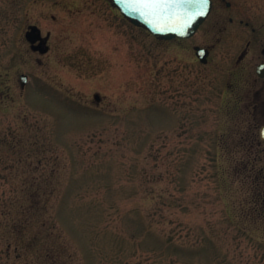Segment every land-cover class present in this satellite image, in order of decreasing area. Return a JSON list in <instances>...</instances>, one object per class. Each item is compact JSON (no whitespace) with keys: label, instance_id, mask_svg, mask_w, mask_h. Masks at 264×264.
Instances as JSON below:
<instances>
[{"label":"rangeland","instance_id":"1","mask_svg":"<svg viewBox=\"0 0 264 264\" xmlns=\"http://www.w3.org/2000/svg\"><path fill=\"white\" fill-rule=\"evenodd\" d=\"M226 1L164 41L108 0H0V264H264V0Z\"/></svg>","mask_w":264,"mask_h":264},{"label":"water","instance_id":"2","mask_svg":"<svg viewBox=\"0 0 264 264\" xmlns=\"http://www.w3.org/2000/svg\"><path fill=\"white\" fill-rule=\"evenodd\" d=\"M110 1L132 25L141 27L152 36L164 41L188 39L194 36L212 8L211 0H208L207 5L204 6L199 3H162L148 10L140 4L132 3L131 0ZM202 7L206 10L205 15H196ZM25 38L32 45L31 49L33 51H38L40 54H45L48 51L47 38L41 37V32L36 26L29 27ZM37 40L40 41V46H33ZM195 52L199 61L206 64L208 50L195 47ZM257 75L264 78V65L258 67ZM20 80L22 85H25L27 76L21 75ZM258 134L259 140L264 142V125L258 129Z\"/></svg>","mask_w":264,"mask_h":264},{"label":"flooded vegetation","instance_id":"3","mask_svg":"<svg viewBox=\"0 0 264 264\" xmlns=\"http://www.w3.org/2000/svg\"><path fill=\"white\" fill-rule=\"evenodd\" d=\"M110 3H111V1L110 0H108ZM222 2H224V4H225V7L227 8V9H230V7H231V4L229 3V2H227L226 0H212V10H211V12H210V15H211V13H213L214 11H215V9L216 8H218V6H220V5H222ZM112 4V3H111ZM116 9V8H115ZM210 15L208 16V18L210 17ZM207 18V19H208ZM206 19V20H207ZM230 21H231V19H230ZM246 26H248V24L246 23ZM251 30H252V32L254 33V36H257L258 34H261L262 33V35H264V24L262 25V27L261 26H259L258 27V25H255L254 24V28L252 27L251 28ZM47 43V42H46ZM33 46H40V41L39 40H37L36 42H35V44L33 45ZM249 46H250V44L248 43L247 44V49H246V51H244V53L239 57V59L237 60V63L239 64V63H242V62H244L245 60H246V58L248 57V55H247V50L249 49ZM32 47V45H30V48ZM32 50V49H31ZM260 54L264 57V47L263 48H261L260 49ZM255 61V60H254ZM260 65H264V61L262 60L261 62H256V63H254V72H255V74H256V76H257V79H259V80H264V78H260V77H258V75H257V69H258V67L260 66ZM253 84H254V80H253Z\"/></svg>","mask_w":264,"mask_h":264},{"label":"snow or ice","instance_id":"4","mask_svg":"<svg viewBox=\"0 0 264 264\" xmlns=\"http://www.w3.org/2000/svg\"><path fill=\"white\" fill-rule=\"evenodd\" d=\"M132 3L142 5L146 10L151 9L155 5L159 4H169V3H199L202 6L207 5L208 0H131ZM205 8H201V10L196 13V15L203 16L205 15Z\"/></svg>","mask_w":264,"mask_h":264}]
</instances>
